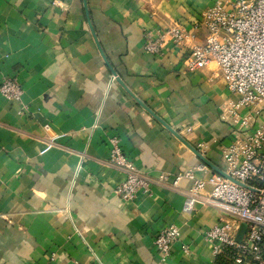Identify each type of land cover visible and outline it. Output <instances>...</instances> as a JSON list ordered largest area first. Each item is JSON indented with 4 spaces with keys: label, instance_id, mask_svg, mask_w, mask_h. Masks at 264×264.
Segmentation results:
<instances>
[{
    "label": "crops",
    "instance_id": "1",
    "mask_svg": "<svg viewBox=\"0 0 264 264\" xmlns=\"http://www.w3.org/2000/svg\"><path fill=\"white\" fill-rule=\"evenodd\" d=\"M224 1L0 0V84L22 88L18 99L0 93V264H224L204 239L221 216L212 186L185 212L192 181L172 185L200 164L198 178L225 173L242 116L250 130L264 122V102L259 114L239 105L214 63L188 66L207 34L201 12ZM174 23L180 46L143 50L146 31ZM113 136L150 181L132 201L114 192ZM171 224L180 236L161 261L154 238Z\"/></svg>",
    "mask_w": 264,
    "mask_h": 264
},
{
    "label": "built area",
    "instance_id": "2",
    "mask_svg": "<svg viewBox=\"0 0 264 264\" xmlns=\"http://www.w3.org/2000/svg\"><path fill=\"white\" fill-rule=\"evenodd\" d=\"M196 26L204 27L207 34L203 43L191 46L188 66L198 68L214 63L228 89L239 96L238 104L259 114L264 102V0L218 2L201 12ZM184 30L174 23L163 30L146 31L143 50L160 54L165 38L180 46L186 37ZM0 93L8 99H18L22 88L15 79L4 78ZM229 114L239 116L232 109ZM252 117L242 116L241 135L222 152L228 177L212 173L207 179L198 178L195 170L206 168L200 164L176 174L172 180L174 186L182 178L192 181L183 203L185 212H191L201 202L199 192L207 183L212 186L207 202L217 205L221 216L205 231L204 239L211 245L213 255L223 259L224 264H264V122L247 129ZM55 138L48 139L39 150L40 155L50 149ZM109 141V164L123 174L114 192L123 202L132 201L137 193L149 191L150 181L124 154L118 137L113 136ZM166 178V175L161 177ZM241 224L245 225V231L237 240ZM179 236L180 230L174 224L157 233L154 244L161 261L170 255L171 246ZM182 250L187 251V246Z\"/></svg>",
    "mask_w": 264,
    "mask_h": 264
},
{
    "label": "water",
    "instance_id": "3",
    "mask_svg": "<svg viewBox=\"0 0 264 264\" xmlns=\"http://www.w3.org/2000/svg\"><path fill=\"white\" fill-rule=\"evenodd\" d=\"M157 119L161 122V123H163L165 126H166V124L164 123V122H162L158 117H157ZM168 127V126H167ZM180 138V137H179ZM184 143H186L182 138H180ZM187 144V143H186ZM222 175H224V176H226V177H228L224 172H220ZM244 231H245V225L244 224H241L240 225V227H239V230H238V232H237V235H236V239L237 240H240L241 238H242V236H243V233H244Z\"/></svg>",
    "mask_w": 264,
    "mask_h": 264
}]
</instances>
